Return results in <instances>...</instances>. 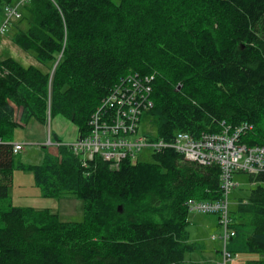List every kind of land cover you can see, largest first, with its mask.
<instances>
[{
	"label": "trees",
	"instance_id": "1",
	"mask_svg": "<svg viewBox=\"0 0 264 264\" xmlns=\"http://www.w3.org/2000/svg\"><path fill=\"white\" fill-rule=\"evenodd\" d=\"M15 2L0 0V27ZM20 11L10 40L42 68L0 58V264H208L185 260L204 249L190 240L186 202L221 198L217 165L162 148L117 170L97 154L84 166L56 135L42 162L28 164L15 161L13 131L59 115L77 138L89 136L99 108V123L114 120L123 90L107 99L118 81L155 73L153 106L138 122L154 117L157 139L177 131L196 138L224 122L250 125L239 141L264 145V0H28ZM14 169L30 170L45 198L81 200L83 219L12 204ZM246 174L253 187L229 208L235 235L226 248L241 255L234 264H264V172Z\"/></svg>",
	"mask_w": 264,
	"mask_h": 264
},
{
	"label": "built area",
	"instance_id": "2",
	"mask_svg": "<svg viewBox=\"0 0 264 264\" xmlns=\"http://www.w3.org/2000/svg\"><path fill=\"white\" fill-rule=\"evenodd\" d=\"M12 5L4 6V22L0 27V35L7 29L8 23L21 16V6L28 0H17ZM143 79L130 76L117 82L107 101L112 99L116 92L123 90L122 100L112 104L111 113L115 115L110 124L99 123V108L91 119L92 134L77 138L71 143L76 155L82 156V164L87 166L86 159L95 154L108 163L111 170H117L122 161L127 160L134 164L143 161L144 151L151 154L159 152L162 148L173 149L180 154L184 161L195 162L203 166L217 165L220 169V185L222 196L219 200H197L190 198L186 204L188 209L217 215V226L221 230L219 235L212 234V239H219L220 260L216 264H233L239 259L238 253L227 250L226 244L230 237L235 235V228L230 217L229 194L236 186L233 180L238 172L257 174L264 172V145L249 146L239 141L240 135L248 128L247 124H240L234 128L221 123L218 132H202L198 137H193L187 131H177L168 141L162 139H148L143 135L134 136L141 112L151 108L153 102L150 92L153 76L145 75ZM251 127V126H250ZM112 132V137L103 138L101 133ZM129 135L126 137H116ZM112 138V139H110ZM50 145L56 143L49 142ZM21 143H13V152L22 150Z\"/></svg>",
	"mask_w": 264,
	"mask_h": 264
},
{
	"label": "rangeland",
	"instance_id": "3",
	"mask_svg": "<svg viewBox=\"0 0 264 264\" xmlns=\"http://www.w3.org/2000/svg\"><path fill=\"white\" fill-rule=\"evenodd\" d=\"M14 25L18 20L14 19ZM28 23L22 21L20 28H26ZM16 27L11 25L4 34L0 35V58L12 57L19 61L22 65H35L42 68L40 62L36 60L33 51H23L16 46L11 40V34ZM146 75V74H145ZM139 73H129L124 76L123 80L135 76L143 79L145 76ZM153 76L152 82L155 80V73L148 74ZM121 80V81H123ZM119 81V82H121ZM138 135H145L148 139L156 137L157 121L152 116L142 115L138 122ZM53 135H56L62 143H72L77 139L78 131L75 124L63 116H54L46 125H42L31 119L29 123L23 127H18L13 131L12 143H21L22 150L15 156V161L28 164H40L43 155L51 152L49 142H55ZM144 159H149V150L144 151ZM236 187L229 194V208L235 209L239 197L248 195L253 185L248 182L246 173H237L233 177ZM9 201L18 206H32L36 209L49 208L53 212L59 214L64 221H80L83 219L82 201L72 196H63L58 198H45L41 194V190L35 186L33 181V173L30 170L14 169L11 173V182L8 191ZM188 231L191 241H197L204 245L202 251H195L185 255L186 262L202 261V258L209 259L208 264H215L220 260L217 249L221 247L219 239H212L211 235H219L221 230L217 226L216 214H205L188 209ZM214 216L215 222L214 223ZM214 223V224H213ZM242 257L239 254L240 260Z\"/></svg>",
	"mask_w": 264,
	"mask_h": 264
},
{
	"label": "crops",
	"instance_id": "4",
	"mask_svg": "<svg viewBox=\"0 0 264 264\" xmlns=\"http://www.w3.org/2000/svg\"><path fill=\"white\" fill-rule=\"evenodd\" d=\"M214 223L216 224V222H215V216H214ZM214 223H213V224H214ZM204 259H205V258H204ZM206 260L208 261L209 259H206ZM209 261H211V260H209Z\"/></svg>",
	"mask_w": 264,
	"mask_h": 264
},
{
	"label": "bare ground",
	"instance_id": "5",
	"mask_svg": "<svg viewBox=\"0 0 264 264\" xmlns=\"http://www.w3.org/2000/svg\"><path fill=\"white\" fill-rule=\"evenodd\" d=\"M16 4H18V1L16 2Z\"/></svg>",
	"mask_w": 264,
	"mask_h": 264
}]
</instances>
